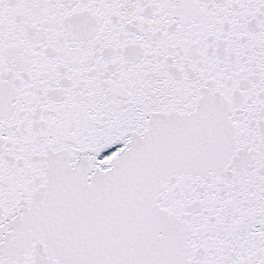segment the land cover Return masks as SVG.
<instances>
[{
	"label": "snow or ice",
	"instance_id": "obj_1",
	"mask_svg": "<svg viewBox=\"0 0 264 264\" xmlns=\"http://www.w3.org/2000/svg\"><path fill=\"white\" fill-rule=\"evenodd\" d=\"M0 264H264V0H0Z\"/></svg>",
	"mask_w": 264,
	"mask_h": 264
}]
</instances>
